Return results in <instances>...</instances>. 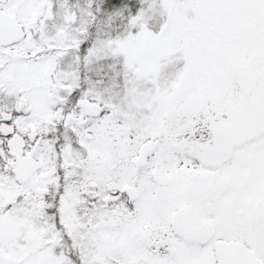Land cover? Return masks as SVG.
Instances as JSON below:
<instances>
[{
	"label": "snow or ice",
	"instance_id": "snow-or-ice-1",
	"mask_svg": "<svg viewBox=\"0 0 264 264\" xmlns=\"http://www.w3.org/2000/svg\"><path fill=\"white\" fill-rule=\"evenodd\" d=\"M0 264H264V0H0Z\"/></svg>",
	"mask_w": 264,
	"mask_h": 264
}]
</instances>
